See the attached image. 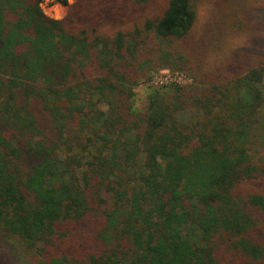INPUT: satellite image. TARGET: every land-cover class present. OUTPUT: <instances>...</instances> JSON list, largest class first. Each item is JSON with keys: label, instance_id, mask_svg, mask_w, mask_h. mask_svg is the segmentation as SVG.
Instances as JSON below:
<instances>
[{"label": "trees", "instance_id": "trees-1", "mask_svg": "<svg viewBox=\"0 0 264 264\" xmlns=\"http://www.w3.org/2000/svg\"><path fill=\"white\" fill-rule=\"evenodd\" d=\"M43 2L0 0V241L15 264H264L249 150L264 0H75L63 20ZM161 70L192 82L136 110Z\"/></svg>", "mask_w": 264, "mask_h": 264}, {"label": "rangeland", "instance_id": "rangeland-1", "mask_svg": "<svg viewBox=\"0 0 264 264\" xmlns=\"http://www.w3.org/2000/svg\"><path fill=\"white\" fill-rule=\"evenodd\" d=\"M75 3V0H68L67 5L60 4L56 0H44L43 2V11L45 14L51 18L57 20H63L68 15V10L71 5ZM208 7H204L200 12V21L202 22L208 12ZM250 44V40L247 37L235 38L230 41V47L233 49L236 48H245ZM162 71V70H161ZM160 71L151 72L148 76L149 78L154 74H158ZM185 74V73H184ZM148 80V79H147ZM144 79L139 83L135 88V98H134V107L136 110L142 111L147 106V99L150 93L160 87H150L145 84L147 81ZM166 89V88H165ZM105 106H102V109L105 110ZM192 115V114H191ZM189 116V115H187ZM250 157L254 163L264 164V110L262 111V120L259 126L253 129L250 136ZM84 157H91L88 152L83 154ZM12 249L10 247L4 246V243L0 241V264H15V260L12 259Z\"/></svg>", "mask_w": 264, "mask_h": 264}, {"label": "built area", "instance_id": "built-area-1", "mask_svg": "<svg viewBox=\"0 0 264 264\" xmlns=\"http://www.w3.org/2000/svg\"><path fill=\"white\" fill-rule=\"evenodd\" d=\"M191 79L179 71L162 70L158 74L151 76L145 84L150 87H170L172 85L186 86L190 84Z\"/></svg>", "mask_w": 264, "mask_h": 264}, {"label": "clouds", "instance_id": "clouds-1", "mask_svg": "<svg viewBox=\"0 0 264 264\" xmlns=\"http://www.w3.org/2000/svg\"><path fill=\"white\" fill-rule=\"evenodd\" d=\"M42 7H43V5H42Z\"/></svg>", "mask_w": 264, "mask_h": 264}]
</instances>
